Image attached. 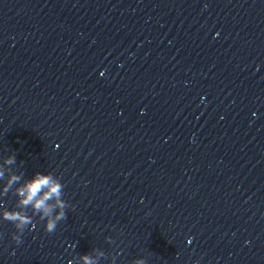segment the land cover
Here are the masks:
<instances>
[{
    "label": "clouds",
    "instance_id": "1",
    "mask_svg": "<svg viewBox=\"0 0 264 264\" xmlns=\"http://www.w3.org/2000/svg\"><path fill=\"white\" fill-rule=\"evenodd\" d=\"M15 161V157H10L7 163L11 164ZM4 174L0 171V180H3ZM21 177L13 175L8 180L7 186L4 188V194L8 193L9 188L13 183L20 181ZM64 185L60 179L52 173L42 174L36 172L30 179H27L24 184L16 189V195L20 198L17 203V208L21 210H5L2 213L3 220L11 222L16 232L12 234V240L17 244L22 243L21 236L25 229L32 225L33 217L39 216L41 221H44V229L47 233L55 232L58 222L66 218L65 209L69 206L63 197ZM31 209L29 215L28 209ZM59 208V212L56 209ZM19 233V234H17ZM84 264H95L89 256L83 257ZM68 264H72L69 260ZM139 264H143L140 261Z\"/></svg>",
    "mask_w": 264,
    "mask_h": 264
}]
</instances>
